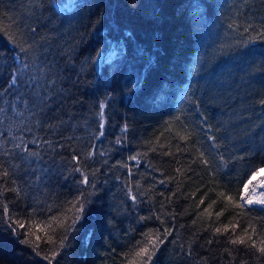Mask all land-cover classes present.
Returning a JSON list of instances; mask_svg holds the SVG:
<instances>
[{
	"label": "trees",
	"instance_id": "16d2710c",
	"mask_svg": "<svg viewBox=\"0 0 264 264\" xmlns=\"http://www.w3.org/2000/svg\"><path fill=\"white\" fill-rule=\"evenodd\" d=\"M262 101L264 0H0V264H264Z\"/></svg>",
	"mask_w": 264,
	"mask_h": 264
},
{
	"label": "snow or ice",
	"instance_id": "6c2138e0",
	"mask_svg": "<svg viewBox=\"0 0 264 264\" xmlns=\"http://www.w3.org/2000/svg\"><path fill=\"white\" fill-rule=\"evenodd\" d=\"M262 103H264V101H262ZM133 159H135V158H133ZM260 171H264V169H260ZM84 183H87V178L86 177H85ZM250 184H252V181L251 180L248 181V184L244 185V192L246 194L249 192L248 185H250ZM258 186L264 187V180H261L259 182V185ZM261 195L264 196V193H262ZM241 199L244 200V197L242 196ZM245 203L246 204L257 203V204L264 205V199L256 196V187H253L251 189V195L248 196V198L245 200ZM77 205H80V202L79 201H76L73 204V209L77 213V216L72 219L71 223H68L66 220H56L55 222H56L57 226L62 227V228H65V230L67 231L68 228H71L72 225H74L77 222V219L79 217V214L83 213V211H84L82 205H80L79 207ZM241 207H243V205H241ZM16 223L19 225V227H21V228L24 227V224L23 223H21L19 221H17ZM51 228H52V224L51 223H49L45 227H42L41 225L37 224V225H35V231L31 232L30 235L35 236V240L36 241H39L41 239V237L39 235H36V232L37 231H41V232L44 233V236L46 238V242H50L51 238L49 237L48 232H49V229H51ZM217 231L219 232L220 230L217 229ZM249 239H250V237H249ZM25 242L26 243H29V242H32V241H25ZM237 242L244 243L245 241H244V239H240L239 241H233V243H237ZM60 243L63 244V239H61ZM150 243L153 246H155L156 241L155 240H151ZM262 245H264V241H262ZM37 247H38V245H37ZM259 250L261 252H264V246H261L259 248ZM149 252H150L149 248L148 247H144L139 252L136 253V256L137 257L147 256V255H149ZM47 258L48 257H46V259Z\"/></svg>",
	"mask_w": 264,
	"mask_h": 264
},
{
	"label": "rangeland",
	"instance_id": "374dc122",
	"mask_svg": "<svg viewBox=\"0 0 264 264\" xmlns=\"http://www.w3.org/2000/svg\"><path fill=\"white\" fill-rule=\"evenodd\" d=\"M110 55H112L110 52L101 55V57H100V61H102L104 58H106V57H108V56H110ZM261 172H262V171H259V172L256 174V176L259 175ZM250 179H251V178H250ZM250 179H249V180H250ZM249 180H248V181H249ZM261 180H264V176H262V175L256 180V182H255V184L252 186V188H253V187H256V196H257V197H260V198H262V199H264V196L261 195L262 193H264V187H260V186H258V185H259V182H260ZM246 184H248V182H247ZM246 184H245V185H246ZM242 196L244 197V200H242V201H243L244 204H246V203H245L246 198H245V192H244V189H243ZM246 205H247V206H260V207H263V208H264V205L257 204V203H254V204H246Z\"/></svg>",
	"mask_w": 264,
	"mask_h": 264
},
{
	"label": "bare ground",
	"instance_id": "6f19581e",
	"mask_svg": "<svg viewBox=\"0 0 264 264\" xmlns=\"http://www.w3.org/2000/svg\"><path fill=\"white\" fill-rule=\"evenodd\" d=\"M257 174V173H256ZM256 174L255 175H253L252 177H251V181H252V184H250V185H248V187H249V192L246 194L245 193V198L247 199L248 198V196L249 195H251V189H252V186L255 184V182H256V180L262 175V176H264V171H262L259 175H257L256 176ZM254 204V203H253Z\"/></svg>",
	"mask_w": 264,
	"mask_h": 264
}]
</instances>
